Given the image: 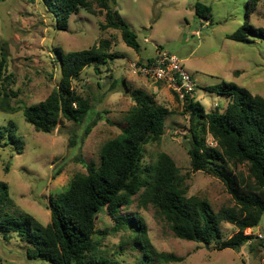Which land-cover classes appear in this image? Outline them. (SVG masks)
Listing matches in <instances>:
<instances>
[{
	"label": "rangeland",
	"instance_id": "rangeland-1",
	"mask_svg": "<svg viewBox=\"0 0 264 264\" xmlns=\"http://www.w3.org/2000/svg\"><path fill=\"white\" fill-rule=\"evenodd\" d=\"M109 1L113 11L136 33L139 51L124 42L120 30L102 26L106 23V10L97 2L95 15L81 9L71 15L68 29L60 30L43 0H0V45L6 49L9 76L4 89L10 95L9 104L16 108L14 112L0 109V126L14 122L22 141L21 152L8 136L0 141V182L8 185L14 206L44 224L50 222L51 197L66 191L76 174L86 173L87 164L100 163L102 146L127 125L128 111L135 104L133 94L138 92L169 111L164 134L144 147L143 164L166 152L187 177L188 196L207 198L216 211L234 205L219 178L191 166L185 145L190 120L184 102L176 97L168 82L134 73L130 66L153 57L156 47L177 55L196 81L194 97L207 112L218 107L222 110L228 103L225 97L209 91L210 85L234 82L264 96V40L255 35L245 41L228 37L243 23L247 0ZM196 2L212 6L213 17L201 19L196 14ZM248 18L254 26L264 28V0ZM102 39L111 41L112 56L108 62L86 67L72 81L76 92L90 97L93 104L89 114L96 124L84 143L79 140L88 120L76 125L61 117L54 131H36L26 121L23 108L46 99L59 84L56 51L88 49ZM3 91L0 89V100ZM73 140L77 146L71 145ZM207 141L215 145L211 135ZM238 170L247 174L243 165H238ZM131 211L139 212L147 224L152 249L184 257L179 264H264V214L251 230L255 237L236 251L218 250L215 243L206 245L175 237L151 205L145 208L135 204ZM113 226L107 211L98 215L97 230L108 231L97 235L101 249L120 264H139L144 251L130 239V230L113 231ZM236 232L235 225L223 223L221 238L227 239ZM123 238L131 241L121 248ZM26 247L15 234L8 238L0 234V264H50L29 259Z\"/></svg>",
	"mask_w": 264,
	"mask_h": 264
},
{
	"label": "trees",
	"instance_id": "trees-1",
	"mask_svg": "<svg viewBox=\"0 0 264 264\" xmlns=\"http://www.w3.org/2000/svg\"><path fill=\"white\" fill-rule=\"evenodd\" d=\"M259 1L247 0L244 21L228 35L229 38L245 41L255 35L264 40V28L254 26L248 18ZM43 2L60 30H67L71 15L81 9L95 15L97 2L106 10V23L102 26L120 30L128 46L136 51L141 49L131 25L113 11L109 0ZM195 9L201 19L213 17L210 5L196 2ZM110 47L111 41L102 39L88 49L57 50L59 84L46 99L24 106L26 121L36 131L52 132L61 117L76 125L88 120L79 140L80 144L84 143L96 124L89 114L93 104L90 97L76 92L72 81L86 67L108 62L112 56ZM154 59L155 55L139 63ZM7 62L5 46L0 45V89L4 90L0 109L14 112L16 108L9 104L10 95L4 89V82L9 78L6 76ZM208 90L225 97L228 103L222 110L218 107L207 112L194 94L188 95L184 111L189 114L190 125L185 145L193 170L219 178L234 205L216 211L207 198L188 196L187 177L166 152H160L153 162L143 164L144 147L164 134L169 111L138 92L133 94L135 104L128 111L127 125L117 137L102 146L100 163L87 164L86 173L76 174L66 191L51 197V219L47 224L16 208L8 185L0 182V234L5 238L15 234L27 245L26 254L31 260L40 259L50 264H120L101 249L97 237L108 233L96 228L98 215L107 211L114 222L112 230H130V239L144 251L139 264H154L155 261L179 264L183 261L182 256L152 249L147 224L139 212L131 211L136 204L145 208L153 206L179 239L206 245L215 243L218 250H240L255 237L251 230L259 225L264 214V96L234 82L210 85ZM208 135L213 137L215 145L208 143ZM5 136L15 143L19 152L22 151L14 122L0 126V141ZM71 145L77 146L78 142L73 140ZM238 165H243L247 174L238 170ZM223 223L235 225L237 232L222 239ZM129 241L123 238L120 247Z\"/></svg>",
	"mask_w": 264,
	"mask_h": 264
},
{
	"label": "built area",
	"instance_id": "built-area-1",
	"mask_svg": "<svg viewBox=\"0 0 264 264\" xmlns=\"http://www.w3.org/2000/svg\"><path fill=\"white\" fill-rule=\"evenodd\" d=\"M156 48L153 61L143 64L138 61L130 68L134 73L168 82L174 89V93L184 102L188 95L195 94L196 81L177 55L162 47ZM258 236L263 238L261 233Z\"/></svg>",
	"mask_w": 264,
	"mask_h": 264
}]
</instances>
